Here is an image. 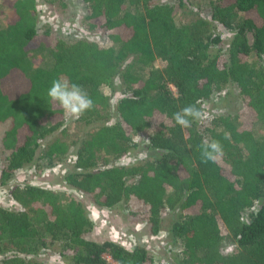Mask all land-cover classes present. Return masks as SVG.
Listing matches in <instances>:
<instances>
[{
	"label": "trees",
	"instance_id": "16d2710c",
	"mask_svg": "<svg viewBox=\"0 0 264 264\" xmlns=\"http://www.w3.org/2000/svg\"><path fill=\"white\" fill-rule=\"evenodd\" d=\"M81 1L87 31L100 32L114 47L84 36L53 38L49 27L36 26V0H3L9 14L0 29V124H7L0 187L28 164L52 168L74 147L65 185L98 208L124 205L154 236L162 219L172 217L168 231L179 242L178 264H264V0ZM175 8L190 15L187 23L174 22ZM212 26L229 32L225 48ZM36 50L46 51L48 66L32 68L28 53ZM136 65L147 68L144 78L133 73ZM57 78L80 84L94 101L76 120L89 129L41 150L46 137L64 133V111L47 97ZM227 86L240 101L233 114L186 129L175 124L173 113L192 104L203 112ZM255 124L262 134L254 133ZM139 135L153 155L116 164L137 147ZM205 139L223 145L215 163L201 161ZM7 195L17 208L0 206V264H43L35 256L54 245L69 264H109L105 257L114 264H159L142 245L86 238L93 223L72 196L30 185ZM130 204L139 211H129ZM230 243L236 249L225 254Z\"/></svg>",
	"mask_w": 264,
	"mask_h": 264
},
{
	"label": "rangeland",
	"instance_id": "374dc122",
	"mask_svg": "<svg viewBox=\"0 0 264 264\" xmlns=\"http://www.w3.org/2000/svg\"><path fill=\"white\" fill-rule=\"evenodd\" d=\"M36 9V26L38 30L41 31L45 27H49L52 31L53 38H60L66 35L84 36L87 40L94 42L101 48L114 47L100 32L87 31L85 25V15L87 11L81 0H60L53 4H49L44 0H36ZM8 14V7L3 0H0V29L4 28ZM173 16L174 22L177 25L187 23L190 17L188 13H181L177 8L174 9ZM210 31L221 37L222 46L225 48L229 41V32L223 31L218 26H212ZM247 42L249 44L251 43L250 34H247ZM28 58L32 68L42 67L44 65L48 66L49 64V59H47L45 50L30 52L28 53ZM251 61H255L253 57ZM260 62L264 67V58H262ZM153 67L158 68L159 64L154 63ZM146 69L147 68H141L136 65L132 71L136 76L144 78ZM100 90L104 95L109 94L105 87H101ZM239 106L240 101L236 90L231 86H227L211 100L203 104V119L207 120L215 114H233ZM244 120L246 121L247 117ZM6 127L7 124H0V137ZM88 129L89 127H85L81 123L65 115L64 133L60 134L56 132L46 137L40 142V149L46 148L48 144L56 140L66 144H68L69 141L78 140ZM253 130L256 135L263 133V128L256 124ZM134 139L137 143V147L127 156L118 160L116 164L134 165L153 155L151 151L143 147L144 136H134ZM74 150V147H70L64 160L56 163L52 168L35 170L33 166L34 163H31L18 170L5 186L0 187V206L8 209L17 208L7 195L8 190L15 186L30 185L61 192L64 195L72 196L78 200L86 216L92 221L93 229L86 234V238L98 242L110 240L125 248L139 244L144 246L159 264H178L177 259L180 250L179 242H173L168 231L172 217L168 215L162 219L159 232L154 236L150 234L147 225L143 221L134 216H128L127 208L124 205L118 204L110 209L98 208L92 204L87 196L81 195L65 185L63 177L73 170L72 162ZM39 152L40 150L37 151L36 158ZM1 166L2 155L0 154V167ZM129 208L131 209H129V211H139L138 205L130 204ZM235 249L234 244L230 243L225 245L222 250L225 254H231ZM35 259L43 264H69L67 256L64 257L59 254L57 245L52 246L45 252L39 253L35 256ZM109 263L114 264L112 261H109Z\"/></svg>",
	"mask_w": 264,
	"mask_h": 264
},
{
	"label": "clouds",
	"instance_id": "9594fccd",
	"mask_svg": "<svg viewBox=\"0 0 264 264\" xmlns=\"http://www.w3.org/2000/svg\"><path fill=\"white\" fill-rule=\"evenodd\" d=\"M47 97L52 103L59 105L64 114L73 120H78L94 106V101L80 84L62 78L52 80L47 90ZM203 118L204 114L196 104L185 106L172 116L175 124L182 129L190 128L193 122H200ZM229 138L230 133L225 132L224 139ZM199 150L203 163H215L224 152L220 141L207 139L201 142Z\"/></svg>",
	"mask_w": 264,
	"mask_h": 264
},
{
	"label": "built area",
	"instance_id": "2783aa9c",
	"mask_svg": "<svg viewBox=\"0 0 264 264\" xmlns=\"http://www.w3.org/2000/svg\"><path fill=\"white\" fill-rule=\"evenodd\" d=\"M105 259L109 262V261H111L108 257H105ZM110 264V263H109Z\"/></svg>",
	"mask_w": 264,
	"mask_h": 264
}]
</instances>
